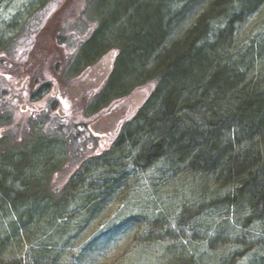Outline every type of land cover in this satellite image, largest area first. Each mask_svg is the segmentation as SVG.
Masks as SVG:
<instances>
[{
	"label": "rangeland",
	"instance_id": "rangeland-1",
	"mask_svg": "<svg viewBox=\"0 0 264 264\" xmlns=\"http://www.w3.org/2000/svg\"><path fill=\"white\" fill-rule=\"evenodd\" d=\"M91 1L76 0L74 7H71V4H66V0H0V57L2 53L15 56L16 49L21 50L26 45L27 37L31 35L28 33L30 27L42 20V12L56 8L59 14L50 25L65 26L74 45H77L80 38L84 39L88 31H97L95 28L98 27L80 59L82 65L94 54L107 48L120 51L114 76L104 91L107 95L102 94L103 97L98 99L101 102L104 98L101 104L110 103L119 92L132 95L141 90L140 94L147 95L142 93V89L150 84L152 109L155 102L158 103L153 94L161 83L157 73L159 68H154L153 57L146 63V73L139 74L137 79L136 61L133 58L121 61L127 51L125 41H133L132 37L134 38L141 25L150 27L148 18L153 12L150 10H157L159 5L151 4V0L139 1L137 6L135 0ZM212 1H202V4L188 0L166 1L164 25L166 40L169 39L170 43H166L165 48L172 42L185 40L188 32L207 14L211 19L207 20L210 30L206 41L214 43L216 35L228 27L229 16H221L219 9L210 12ZM64 3L66 6L63 7ZM148 3L150 4L147 5ZM137 10H140L139 13ZM240 12L238 10L236 14ZM136 14L139 17L136 18ZM152 29L153 27L149 30ZM66 41L69 42V39ZM162 48L159 46L157 54ZM227 53L236 63L244 65L250 78L259 81L264 88V4L244 16L242 22L236 23ZM1 63L3 62L0 61ZM166 78L164 76V83ZM7 89L11 91L0 80V111L7 107ZM96 103L98 101L94 102L92 108L100 106H96ZM141 112L126 125V133L137 125L141 126L137 121ZM14 113L15 110H12L0 115V130L3 127L10 130L0 133V160L4 163L1 167L19 164L18 172L16 167L15 171L11 170L13 174L17 172L15 176L20 180L18 187L30 182L25 176L30 175L34 169L38 175L31 180L40 181L43 185L54 183L63 193L69 192L73 185H84L82 191H85L86 187L96 182L95 177L99 173L97 169L103 171L107 168H104L105 165L116 168L115 173L119 174L116 180L123 177L121 186L110 195L109 202L96 206L95 210L106 207L99 219H93L98 212L86 215L87 212L81 214L77 211L79 215L73 220L74 225L83 228L79 232L75 229L57 237L51 253L53 259L46 264H174L183 257L192 259L194 264H264V220L245 229L237 226L232 214L227 216L228 212L224 210L210 216H192V221L184 226L180 221L184 209L183 196L179 197L172 187H162V176L167 172L161 168L162 163L144 171V167H135L140 149L134 148L131 153L129 148L117 151V147L126 142V133L119 135L113 147L94 161L95 149L92 150L90 145H94L93 148L96 146L90 136L87 142L80 145L77 137L81 136L74 134L72 126L54 128L57 126L55 121L59 119L48 124L46 116L42 117V122L34 123L21 135ZM44 120L47 125L43 123ZM257 142L260 147L264 145L263 139ZM20 160L24 163L23 169L31 168L27 174L21 173ZM89 173L96 176H88ZM192 180L180 183L178 189L182 187L179 194L185 192L187 198L195 202L194 194L199 192V187H196L199 184H189ZM12 183L8 181V184ZM206 185L207 197L215 192L222 196L229 192L222 182L213 181ZM83 206L81 203L71 202L67 210L71 212ZM186 206L191 207L190 202ZM57 208L66 210L65 205ZM13 210L0 195V240L3 242L0 247V264H36L35 244L27 243L24 247L17 245L19 238L16 239L10 227L15 218ZM82 217L92 219L89 226L81 224L84 219ZM51 220H44L40 225H49ZM155 222L160 224V228L152 227Z\"/></svg>",
	"mask_w": 264,
	"mask_h": 264
},
{
	"label": "trees",
	"instance_id": "trees-1",
	"mask_svg": "<svg viewBox=\"0 0 264 264\" xmlns=\"http://www.w3.org/2000/svg\"><path fill=\"white\" fill-rule=\"evenodd\" d=\"M75 1L66 0V4L74 7ZM135 1L136 6L139 1L144 2ZM166 1L151 0V4L159 7L150 10L153 11L148 18L150 27L141 25L132 37L133 41H125L127 51L121 62L132 58L136 61L137 79L139 74L146 73V63L153 57L161 83L153 94L158 103L155 102L150 109L149 96L137 120L141 126L137 125L127 133L123 131L126 142L117 147V151L129 148L131 153L134 148L140 149L135 167H144V171L162 163L161 168L167 170V175L162 176V187H172L179 197L183 196L184 209L180 221L184 226L192 221V216H210L225 210L227 216L232 214L237 226L247 229L264 220V145L260 147L257 142L264 140V88L259 81L250 78L244 65L228 56L227 50L236 23L261 7L264 0H213L210 12L219 9L221 16H229L228 27L216 35L215 42L206 41L210 30L207 20L211 19L207 14L188 32L185 40L172 42L165 48L166 43H170L169 39L166 40L164 25ZM188 1L202 4L207 0ZM238 10L241 12L236 14ZM159 46L164 48L157 54ZM164 76H167L166 83ZM147 86L152 88L150 84ZM18 165L0 168V195L11 209L14 208L15 218L10 227L16 239L19 238L17 245L35 244L36 264L40 261L46 264L53 259L51 253L57 237L83 228L74 225L73 220L79 215L77 211L81 214L87 212L86 215L98 212L93 219H99L106 207L95 210L96 206L108 203L110 195L123 181V177L116 180L119 174L115 173L114 166L105 165V170L97 169L98 177L94 175L96 182L85 191H82L84 185L83 188L73 185L70 191L67 190L69 192L63 193L54 183L43 185L40 181L31 180L38 175L34 169L25 176L30 182L18 187L20 180L15 176ZM22 166L24 163L20 161L21 173L27 174L31 169H23ZM14 168L17 172L13 174L11 170L15 171ZM190 179L194 181L189 184H199L196 185L199 192L194 194L195 202H191L185 192L179 194L182 187L178 189V186ZM8 181L13 183L10 185ZM213 181L222 182L229 189L228 194L222 196L215 192L207 197L206 184ZM71 202L81 203L84 208L78 207L70 212L67 206ZM187 202L191 207L186 206ZM59 205H65L66 210L57 208ZM89 217H82L81 224L89 226L92 220ZM44 220L52 222L41 226ZM159 225L155 222L152 227L160 228ZM1 244L0 240V247ZM174 264L194 262L183 257Z\"/></svg>",
	"mask_w": 264,
	"mask_h": 264
},
{
	"label": "flooded vegetation",
	"instance_id": "flooded-vegetation-1",
	"mask_svg": "<svg viewBox=\"0 0 264 264\" xmlns=\"http://www.w3.org/2000/svg\"><path fill=\"white\" fill-rule=\"evenodd\" d=\"M42 13V20L30 27L28 33L31 35L23 49H16L13 57L1 54L0 80L11 91L7 89V107L0 115L15 110L13 117L19 121L17 127L21 135L34 123L42 122L43 116L47 117L48 124L57 118L54 128L72 126L74 134L81 136L77 137L80 145L87 142L88 136L95 141V148L90 145L95 149V161L113 147L126 125L148 103L150 87L145 85L143 93L147 95L140 94L141 90L132 95L119 92L110 103L101 104L104 98L101 102L98 99L102 94L107 95L104 91L112 81L120 51L107 48L82 65L80 59L97 31H88L87 36L74 45L65 26L50 25L59 11L54 8ZM116 51V59L112 62L109 55ZM97 101L96 106H100L92 108ZM43 123L47 125L46 120ZM7 131L9 129L3 127L0 133ZM3 164L0 160V168Z\"/></svg>",
	"mask_w": 264,
	"mask_h": 264
},
{
	"label": "water",
	"instance_id": "water-1",
	"mask_svg": "<svg viewBox=\"0 0 264 264\" xmlns=\"http://www.w3.org/2000/svg\"><path fill=\"white\" fill-rule=\"evenodd\" d=\"M111 58H112V62H114L115 61V59H116V56H117V52L116 53H111Z\"/></svg>",
	"mask_w": 264,
	"mask_h": 264
},
{
	"label": "bare ground",
	"instance_id": "bare-ground-1",
	"mask_svg": "<svg viewBox=\"0 0 264 264\" xmlns=\"http://www.w3.org/2000/svg\"><path fill=\"white\" fill-rule=\"evenodd\" d=\"M109 57H112L111 54L109 55Z\"/></svg>",
	"mask_w": 264,
	"mask_h": 264
}]
</instances>
